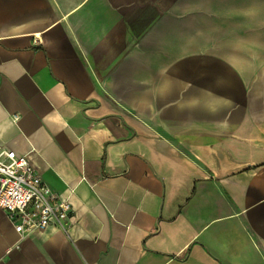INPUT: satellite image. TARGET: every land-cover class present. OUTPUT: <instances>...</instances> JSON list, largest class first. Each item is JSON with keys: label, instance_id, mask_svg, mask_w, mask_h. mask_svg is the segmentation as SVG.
Returning <instances> with one entry per match:
<instances>
[{"label": "crops", "instance_id": "1", "mask_svg": "<svg viewBox=\"0 0 264 264\" xmlns=\"http://www.w3.org/2000/svg\"><path fill=\"white\" fill-rule=\"evenodd\" d=\"M184 1L0 0V148L74 208L0 264H264V0Z\"/></svg>", "mask_w": 264, "mask_h": 264}, {"label": "built area", "instance_id": "2", "mask_svg": "<svg viewBox=\"0 0 264 264\" xmlns=\"http://www.w3.org/2000/svg\"><path fill=\"white\" fill-rule=\"evenodd\" d=\"M0 208L24 234L67 229L74 210L70 198L54 190L26 155L5 148H0Z\"/></svg>", "mask_w": 264, "mask_h": 264}, {"label": "rangeland", "instance_id": "3", "mask_svg": "<svg viewBox=\"0 0 264 264\" xmlns=\"http://www.w3.org/2000/svg\"><path fill=\"white\" fill-rule=\"evenodd\" d=\"M184 0H177V6H182L184 7L185 4H184ZM226 4V8L224 9L225 10V14L220 16L219 18H209V19H214L213 22L216 23V20L215 19H219L218 22L223 24L224 26H229V27H233V26H237L238 24H242V23H246V20H245V16H241V15H238L236 14V12L239 10V13L242 12V11H246V9H243V8H246L247 5L243 2V0L241 1H234V2H230V3H225ZM229 5V6H228ZM251 8L253 11L252 12H255L256 10H259V9H264V6L263 7H249ZM183 17V16H182ZM180 15L177 16V21H178V31H177V40H178V43L179 42H182V40L185 38V32L184 30H179V28H181L182 26V23L183 22L181 20L182 18ZM255 18L256 20L258 21L260 19V16L258 17L257 15H255ZM193 20H194V23H199L200 21V16L198 15H193ZM196 21V22H195ZM255 21V19H254ZM264 22V20L262 21ZM196 25H194L195 27ZM223 31H221L219 33V35L222 33ZM252 33L255 32L257 33L258 31H251ZM250 32H241L240 34L243 36V35H246ZM201 34L202 32L199 31V30H195L193 31V38H196V39H199L201 38ZM211 34V32H210ZM213 34L215 35L216 32H213ZM235 35V32L233 30H228V31H225L224 32V38H228L229 36L230 37H233ZM216 36V35H215ZM214 36H207L206 39H213ZM216 38V37H214ZM220 39H221V36H220ZM211 44H210V49H211ZM179 49V48H178ZM199 50H201V47H199L198 45L196 47L193 48V51L194 53H196L197 51L199 52Z\"/></svg>", "mask_w": 264, "mask_h": 264}]
</instances>
